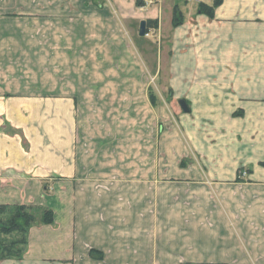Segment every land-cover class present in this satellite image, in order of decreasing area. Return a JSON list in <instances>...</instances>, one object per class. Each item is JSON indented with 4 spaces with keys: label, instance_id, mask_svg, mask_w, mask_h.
I'll return each instance as SVG.
<instances>
[{
    "label": "crops",
    "instance_id": "crops-1",
    "mask_svg": "<svg viewBox=\"0 0 264 264\" xmlns=\"http://www.w3.org/2000/svg\"><path fill=\"white\" fill-rule=\"evenodd\" d=\"M211 23L233 89L218 172L201 167L214 147L193 134V164L177 160L173 184L158 175L150 186V176L119 174L135 161L119 164L111 130L104 138L87 123L85 47L70 45L84 29L71 33L69 2L0 0V205L55 214L31 229L23 260L0 264H264V0H224ZM182 182L191 189L176 191Z\"/></svg>",
    "mask_w": 264,
    "mask_h": 264
},
{
    "label": "rangeland",
    "instance_id": "rangeland-1",
    "mask_svg": "<svg viewBox=\"0 0 264 264\" xmlns=\"http://www.w3.org/2000/svg\"><path fill=\"white\" fill-rule=\"evenodd\" d=\"M55 1L69 2L71 33L77 36V31L84 29V38L81 33L77 40L71 37L70 45L79 43L85 47V80L88 83L82 106L90 119L87 123L92 131L97 130L102 136L111 130L110 137L115 138L118 145L112 155L119 164L135 161L134 169L126 172L119 166L118 173L150 176V186L158 182L154 178L158 175L165 176V182L173 184L172 181L180 176L174 162L185 161L182 169H186L189 162L193 164L196 159L190 151V138L195 134L204 136L209 142L207 145L214 147L207 163L199 158L201 167L217 174L220 165L217 150L224 132V116L231 110L226 101L233 89L222 85L221 48L215 50L210 45L212 40L207 38L206 31L210 29L207 28L215 18L210 20L199 13V4L211 5L212 0H153V5L146 10L137 8L136 0H96V5L93 0L92 4L89 0ZM83 1L87 2L84 17ZM175 6L182 14L185 12L187 19L183 14L184 21L178 28L172 23ZM155 17L158 29L150 30L141 38V22ZM207 19L209 21H205ZM82 20L85 23L82 24ZM72 39L76 41L73 43ZM174 78L182 79L183 85L173 86ZM92 80L94 84L89 82ZM181 100L187 102L192 115L182 111ZM260 105L264 108V101ZM195 112L200 115L196 117ZM163 148L165 167L157 161L164 156ZM194 173L208 172L198 170ZM239 174L241 179L248 175L245 171ZM192 183L196 185L192 187L200 189V183ZM188 184L182 182L176 191L190 190Z\"/></svg>",
    "mask_w": 264,
    "mask_h": 264
},
{
    "label": "trees",
    "instance_id": "trees-1",
    "mask_svg": "<svg viewBox=\"0 0 264 264\" xmlns=\"http://www.w3.org/2000/svg\"><path fill=\"white\" fill-rule=\"evenodd\" d=\"M223 1L212 0L211 5L201 3L199 4V13L213 20L215 11L222 6ZM95 3L96 0H93V4ZM136 6L141 8L143 4L136 3ZM183 17L180 8L175 6L172 18L174 28L182 25ZM147 27L148 32L158 29V21L149 20ZM47 191L48 187L45 185V192ZM36 223L45 226L54 225V212L37 206L0 205V262L23 260L28 248L29 232ZM90 257L97 261L103 258L96 250L90 251Z\"/></svg>",
    "mask_w": 264,
    "mask_h": 264
},
{
    "label": "water",
    "instance_id": "water-1",
    "mask_svg": "<svg viewBox=\"0 0 264 264\" xmlns=\"http://www.w3.org/2000/svg\"><path fill=\"white\" fill-rule=\"evenodd\" d=\"M148 35V27H147V22L146 21H143L141 22L140 24V29H139V36L141 38H145L146 36ZM179 106L181 107L182 111L184 113H189L190 112V109L188 107V104L187 102H185L184 100H181L179 102Z\"/></svg>",
    "mask_w": 264,
    "mask_h": 264
},
{
    "label": "built area",
    "instance_id": "built-area-1",
    "mask_svg": "<svg viewBox=\"0 0 264 264\" xmlns=\"http://www.w3.org/2000/svg\"><path fill=\"white\" fill-rule=\"evenodd\" d=\"M137 3L143 4L141 10L148 9L151 5H153V0H136Z\"/></svg>",
    "mask_w": 264,
    "mask_h": 264
}]
</instances>
